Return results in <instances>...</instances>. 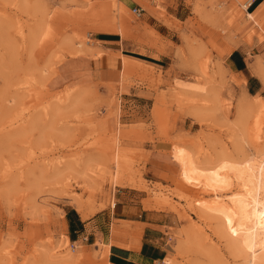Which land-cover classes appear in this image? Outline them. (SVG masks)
<instances>
[{
	"label": "rangeland",
	"instance_id": "rangeland-1",
	"mask_svg": "<svg viewBox=\"0 0 264 264\" xmlns=\"http://www.w3.org/2000/svg\"><path fill=\"white\" fill-rule=\"evenodd\" d=\"M248 1L0 0V264H110L111 230V244L138 250L143 226L111 213L130 190L165 215V260L249 264L241 236L206 207L216 194L186 183L175 157L243 169L264 152V2L254 13ZM105 39L154 63L122 55L120 82L97 83L89 65ZM233 52L245 72L230 70ZM157 141L181 191L147 168ZM239 188L234 179L218 195ZM75 214L87 228L72 227Z\"/></svg>",
	"mask_w": 264,
	"mask_h": 264
},
{
	"label": "crops",
	"instance_id": "crops-1",
	"mask_svg": "<svg viewBox=\"0 0 264 264\" xmlns=\"http://www.w3.org/2000/svg\"><path fill=\"white\" fill-rule=\"evenodd\" d=\"M120 1L122 3L133 2V0ZM263 2L264 0H251V3L249 5L250 8L247 11L256 13L259 6H261ZM153 19L159 21L156 18ZM153 29L156 30L155 28ZM100 42H102L103 44L99 46L98 49L102 50L103 57L94 58L93 61L95 62L89 65V75L92 80L97 83L116 84L122 79V55L127 54H124L122 51H120V49L116 48L119 43L118 41L105 39L101 40ZM124 58L125 57L123 56V60ZM235 59V52H233L228 58V64H230L228 66L230 70L235 73L245 72L247 68L245 59L243 58L242 62H238ZM262 89L263 82L261 78L257 75H251L247 82L248 93L250 94V90H252L254 94H256ZM150 152L151 156L148 160L147 168L157 178H162V183L164 185L169 186L173 189H177L179 191H181L183 188H186V185L179 180V166L175 162L171 161L167 156V153H169V149H167V143L157 141L153 147L151 146ZM143 200H146V197H142V195H140V193H138L137 191L130 190L124 193L123 197L119 199V204H115L114 210L112 209L111 213L113 220L116 219L123 222H132L134 223V226L136 225V227L143 226V233L141 236L139 249L131 250L111 244V230L108 243L110 244L108 252L109 261L111 262L110 264H116L112 262V260L127 264H163L164 260L168 258L170 251L167 246L169 243H165L166 238L164 237L162 225L165 220V215H163L161 211L154 209L147 210L145 209V207H142L141 205H143ZM121 204L123 206H121ZM75 215L77 217L78 223L75 226L72 225V227L76 230L80 226L82 228H87L88 224L90 223L87 220H82V218H80L77 214ZM121 231H123L124 233L127 231V229L122 228ZM85 240H88V237H84L83 241ZM102 240H104V238H102ZM121 241L127 243L130 241V239L127 238V236L123 235L121 236Z\"/></svg>",
	"mask_w": 264,
	"mask_h": 264
},
{
	"label": "bare ground",
	"instance_id": "bare-ground-1",
	"mask_svg": "<svg viewBox=\"0 0 264 264\" xmlns=\"http://www.w3.org/2000/svg\"><path fill=\"white\" fill-rule=\"evenodd\" d=\"M250 3L251 0L243 4L242 8L247 11ZM247 17L253 19L250 12L247 13ZM124 61L130 63L127 59ZM125 70L126 73L130 69L125 66ZM242 114L243 112L241 113L242 117L246 116V114L244 116ZM186 153L183 149H179L175 156L180 163L183 179L188 184H202L216 194L211 199L210 205L206 206L207 209L211 214L220 217L230 233L241 236L242 245L250 254L249 264H257L256 253L258 250L262 249L263 251L264 249V152L259 156L260 160L247 161L248 163L244 164L245 168L243 169L225 161L213 170H201L196 166L193 158L191 159ZM234 179L239 184V192L228 200L222 198L223 196L220 197L218 192L228 188ZM163 264L172 263L169 260H164Z\"/></svg>",
	"mask_w": 264,
	"mask_h": 264
},
{
	"label": "built area",
	"instance_id": "built-area-1",
	"mask_svg": "<svg viewBox=\"0 0 264 264\" xmlns=\"http://www.w3.org/2000/svg\"><path fill=\"white\" fill-rule=\"evenodd\" d=\"M250 8V7H249ZM248 8V9H249ZM132 13L137 16L138 18L142 17L143 9L141 7H134L132 9ZM75 244L72 245V250H75Z\"/></svg>",
	"mask_w": 264,
	"mask_h": 264
},
{
	"label": "trees",
	"instance_id": "trees-1",
	"mask_svg": "<svg viewBox=\"0 0 264 264\" xmlns=\"http://www.w3.org/2000/svg\"><path fill=\"white\" fill-rule=\"evenodd\" d=\"M131 56H134V57H137V58H140V59H143V60H146V61H149V62L154 63L153 60H148V59L142 58V57H140V56H135V55H131ZM112 262H114V263H116V264H127V263H123V262H117V261H114V260H112Z\"/></svg>",
	"mask_w": 264,
	"mask_h": 264
}]
</instances>
